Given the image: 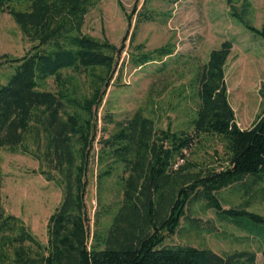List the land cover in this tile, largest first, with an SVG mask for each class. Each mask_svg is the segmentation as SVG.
I'll use <instances>...</instances> for the list:
<instances>
[{"label": "trees", "instance_id": "16d2710c", "mask_svg": "<svg viewBox=\"0 0 264 264\" xmlns=\"http://www.w3.org/2000/svg\"><path fill=\"white\" fill-rule=\"evenodd\" d=\"M91 2L0 0V10L31 43L21 56L0 54V67L10 68L0 82V147L36 159L38 173L61 192L47 217L44 243L0 201V264H255L249 249L217 253L164 242L181 219L195 233L214 231L210 223L187 216L192 200L203 201L217 220L256 240L264 264V217L246 204L224 208L215 196L234 183L247 193L264 176V111L240 128L228 102L223 66L231 41L211 49L187 83L193 104L188 131L157 127L141 110L121 120L98 116L116 46L82 32ZM226 4L234 19L264 41V21L256 28L235 12L231 0ZM152 19L148 9L136 12V22ZM172 52L162 45L131 54L130 62L140 66ZM69 72L82 76L84 87ZM107 123L112 128L103 135ZM200 134H214L221 142L226 156L219 169L191 172L188 163L177 164ZM95 160L105 162L98 181L120 169L119 196L106 225L99 219L110 214L111 205L95 212L92 223L84 205L85 173ZM1 181L0 169V188Z\"/></svg>", "mask_w": 264, "mask_h": 264}, {"label": "rangeland", "instance_id": "374dc122", "mask_svg": "<svg viewBox=\"0 0 264 264\" xmlns=\"http://www.w3.org/2000/svg\"><path fill=\"white\" fill-rule=\"evenodd\" d=\"M231 3L244 20L260 27L264 21V0H231ZM142 9L150 10L153 19L136 22V12ZM81 30L116 46L110 75L95 108L98 116L107 113L113 120H121L141 110L153 117L157 127L188 131L193 104L187 83L208 52L224 39L231 41L223 74L237 126L249 127L264 111V41L230 15L226 0H92ZM30 44L11 16L0 10V54L18 57ZM162 45H170L173 52L140 66L130 62L131 54L149 52ZM9 71L5 65L0 67V82L5 81ZM69 74L84 87L82 76ZM111 128V123L105 124L103 135ZM225 156L216 135L200 134L185 153L184 161L178 160L177 164L188 163V171L203 172L208 168L219 169L225 164ZM0 169L3 209L19 217L44 243L47 217L60 199V188L45 180L38 173L37 160L26 154L0 147ZM103 169L105 162L99 164L95 160L87 165L84 205L91 223L95 212L111 205L110 214H102L99 219L101 225H106L119 196L120 169L98 181L97 173ZM215 196L224 208L246 204L247 210L264 217V176L247 193L240 183H234L219 189ZM185 213L202 225L210 223L214 231L195 233L181 219L179 229L166 237L165 243L207 247L217 253L249 249L255 252V264H263L258 242L247 237L243 230L217 220L203 201L192 200Z\"/></svg>", "mask_w": 264, "mask_h": 264}]
</instances>
